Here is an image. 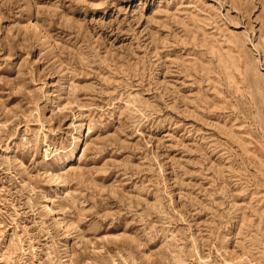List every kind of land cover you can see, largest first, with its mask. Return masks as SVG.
I'll use <instances>...</instances> for the list:
<instances>
[{
	"label": "rangeland",
	"instance_id": "1",
	"mask_svg": "<svg viewBox=\"0 0 264 264\" xmlns=\"http://www.w3.org/2000/svg\"><path fill=\"white\" fill-rule=\"evenodd\" d=\"M0 264H264V0H0Z\"/></svg>",
	"mask_w": 264,
	"mask_h": 264
}]
</instances>
